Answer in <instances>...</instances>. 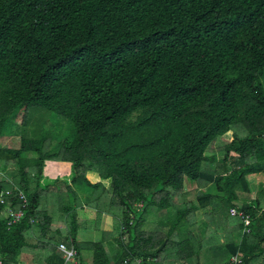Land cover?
Returning a JSON list of instances; mask_svg holds the SVG:
<instances>
[{"label": "trees", "instance_id": "16d2710c", "mask_svg": "<svg viewBox=\"0 0 264 264\" xmlns=\"http://www.w3.org/2000/svg\"><path fill=\"white\" fill-rule=\"evenodd\" d=\"M30 108L74 135L53 150L24 118L20 148L0 146L4 264H63L61 243L79 264H264V188L237 205L264 175V0H0V139Z\"/></svg>", "mask_w": 264, "mask_h": 264}, {"label": "rangeland", "instance_id": "374dc122", "mask_svg": "<svg viewBox=\"0 0 264 264\" xmlns=\"http://www.w3.org/2000/svg\"><path fill=\"white\" fill-rule=\"evenodd\" d=\"M29 120L33 123H35V126L43 125L45 128H47L50 132H52V143H51V149L55 150L57 148V145L60 142L67 141L72 139V136L74 135V128L70 124V122L66 119H63L61 117H58L54 113H49L45 109H24L22 110V114L17 118V122L12 126V130L14 131V135L5 134L0 139V146L5 148H12V149H18L21 145V139L20 136L22 134V120ZM28 127H34L33 124H29ZM233 139V132H230L229 134L225 135L222 138H218L215 143L212 145V150L210 151V155H216L217 159L223 160L225 155V146L229 144ZM209 167H214L213 163L206 164ZM47 170V172L45 171ZM209 171V169H206ZM16 167L15 166H8L6 170L0 173L1 177H10L11 174H15ZM48 172H52L53 177L56 178H64L68 177L69 175V166H61L58 164H46L45 168L43 170L44 176L46 177V174ZM48 178V177H46ZM187 182L185 183V186L187 185ZM248 183L250 187V193H239L240 196V203H237L238 207L242 206L243 204L250 203L251 201L255 200L261 188H264V175H256L248 177ZM193 184V183H191ZM191 190L193 189H200L204 192H206L208 189H202V186L199 187V185H190ZM188 187V189L190 190ZM235 220L234 218H231ZM199 221L203 222L204 218L202 217V214L199 215ZM103 229L111 231L113 229V219L109 217L104 218L103 222ZM83 239L85 240H98L100 239V234L97 232H88L81 235ZM90 262L87 261V263Z\"/></svg>", "mask_w": 264, "mask_h": 264}, {"label": "built area", "instance_id": "2783aa9c", "mask_svg": "<svg viewBox=\"0 0 264 264\" xmlns=\"http://www.w3.org/2000/svg\"><path fill=\"white\" fill-rule=\"evenodd\" d=\"M7 194H9V192H7ZM1 196L2 194H0V197ZM21 199L23 201V210L19 212H15L12 209H8L7 217L10 218V222H9L10 226L22 221L27 215V209L29 208V205H30L29 199L26 196V194L23 192H21ZM230 216L232 218H237L246 224L250 220L249 216H246L243 212H240L237 209H232L230 211ZM59 250L63 254V261H64L63 264H79L80 263L79 251H77L76 247L73 244L61 243L59 245ZM230 261H231V264L241 263V259L239 256H233ZM0 264H4V259L1 255H0Z\"/></svg>", "mask_w": 264, "mask_h": 264}, {"label": "crops", "instance_id": "0c3cea01", "mask_svg": "<svg viewBox=\"0 0 264 264\" xmlns=\"http://www.w3.org/2000/svg\"><path fill=\"white\" fill-rule=\"evenodd\" d=\"M48 164H58V163H48ZM58 165L69 166V175H67L68 177L56 178V177H53L52 172H48L46 174V177H48V179L51 181H55L57 179H60V180L66 181L67 183L70 184L71 180H72V166L70 164H58ZM45 171L47 172V170H45ZM20 264H23V263H20ZM87 264H92V260H90V262H88Z\"/></svg>", "mask_w": 264, "mask_h": 264}]
</instances>
